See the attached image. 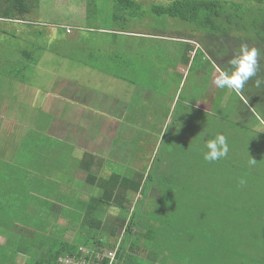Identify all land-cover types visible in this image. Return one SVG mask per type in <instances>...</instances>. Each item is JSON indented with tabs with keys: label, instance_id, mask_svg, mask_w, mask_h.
I'll return each instance as SVG.
<instances>
[{
	"label": "rangeland",
	"instance_id": "rangeland-1",
	"mask_svg": "<svg viewBox=\"0 0 264 264\" xmlns=\"http://www.w3.org/2000/svg\"><path fill=\"white\" fill-rule=\"evenodd\" d=\"M138 1L148 9L152 2L168 4L173 0ZM232 1L246 5H264V1L261 3L258 0ZM85 3L86 0L57 2L45 0L35 8L32 7L26 14L25 24L18 23L19 19L4 18L2 11L5 5L3 0H0V159H9L13 164L10 166L0 164V167L2 166L0 173L4 172L0 176V185L8 188L18 186L14 192L21 196L27 192L30 195L38 194L32 191L31 187L28 188L29 191L21 189L18 183L22 179L26 180L30 174L36 178L39 188L46 192L52 191L55 185L57 190L53 192L52 201L59 203L66 215L54 216L59 218L57 224L69 223L70 228L73 227L74 230L65 234L66 239L73 240L77 226V228L80 226V233L88 228L89 222L85 217L86 202H91L93 197L101 195L102 188L101 184L100 189L94 185L87 187L88 184L80 178L78 163L81 152L77 148L80 146V141H77L80 137L76 135L79 132L78 127L71 126L67 135L64 129L68 128L63 125L69 123L63 122L65 118L57 121L58 108L63 101L66 103V100L68 103L71 101L79 103L80 99L74 91L78 89L77 94L80 96V87L86 91L83 95L89 98L114 97L124 103L132 99V90L138 89L139 85L153 87L157 93H152L149 101L141 104L142 108L150 105V111L147 115H144V112L138 113L132 120L141 123V127L134 126L130 133L128 126L125 125L122 133L126 135L119 132L118 136L125 137L127 141L124 142L122 139L115 149L111 147L109 157L97 158L102 168L98 173V179L107 178L115 171L135 178L139 175L146 176L142 187L145 195L138 203L137 210L140 211L144 224L155 229L153 235L159 237L162 247L154 254H147L145 257L140 255L138 260H141L142 264H264V124L254 118L246 108V102H243L234 91L218 88L215 85L216 78L212 83V94L208 95L212 98L215 91L220 89L216 103L211 101L214 104L213 113L208 114L211 111L208 110L207 116L203 114L206 110L200 106L198 94L208 89L210 70L215 69L209 62L202 66L197 59L190 75L181 85V101L187 100V103L182 104V110L176 108L178 100L171 103L174 109L171 112V119L168 118L169 127L159 135L164 145L157 143L163 124L156 121L158 115L152 111L151 105L157 98L162 103L161 99H164L162 94L167 87L175 86L174 82L179 86V81L161 76L176 70L181 49H184L185 44L166 40L156 42L150 38L138 42L135 37L129 35L133 30L163 33L165 39L170 37L172 40L174 38L194 41L207 52L212 43L210 40H203L205 32L193 30V24L179 18L150 14L151 16L144 15L142 19L133 20L134 24L129 29L131 31L126 36L115 38L108 32L90 30L83 33L82 29L87 28ZM97 17L98 19H93L94 24L104 26L110 22V19H102V15ZM4 21H11V28H26L23 25L33 23L34 25L30 26L38 33L55 31L62 35L64 40L56 42V48H60L57 51L42 47L43 42L41 44L37 42L39 38H34V44H31V35L30 39L25 40L26 43H21L3 34ZM63 26L69 29L68 39L64 30L60 28ZM247 34L248 32L242 30L231 32L228 36L231 45H228V49L231 54L229 53L225 60L221 58L220 63L228 65L227 61L235 54L233 51L237 52L242 44L249 47L257 46L255 43L242 41ZM126 39L128 44H125ZM146 48L150 53L149 57H152L151 52L156 50L157 58L147 59L143 64H134L135 68L128 69L126 77L121 81L112 78L110 86V78L94 76L95 78L87 80L88 77L85 76L87 71L78 68L80 62L77 58L80 57H83V64L89 57H111L115 53L130 59L145 56ZM222 50L221 46L220 51ZM258 59L260 61V57ZM201 70L206 73L199 77L198 73ZM80 73L83 75L81 78ZM95 73L97 72H93V75ZM71 75L76 76L77 80L70 83V89L66 88V92L70 91V97L65 98L62 94L64 90L57 86L63 80L59 77L67 78ZM100 79L101 84L103 82L108 88L107 94L100 91L102 87L105 89L103 84L100 87ZM48 91L52 92L53 100L59 102L53 104V110L52 106L48 105L45 111L42 108V100ZM225 96L229 98L226 102L223 101ZM138 101L140 100L133 98L134 105ZM209 102L207 99L205 103L209 105ZM69 108L73 110L72 106ZM51 112L55 115V123ZM192 117L194 119L190 121ZM129 118L128 116L127 120ZM148 119H152L151 124L147 123ZM200 119L205 123L203 128L194 129ZM217 134H223L227 138L228 153L216 161H206L203 158V153L207 151L204 147L205 141ZM32 139L34 142L29 150H16L14 148L16 145L13 147L11 145L15 141L20 146L26 145V142L29 143ZM39 140L45 143L42 153L46 162H37L40 153L35 145ZM190 145L192 146L188 147ZM164 146L166 149L163 153L161 147ZM49 158H59L63 166L67 165L66 170L56 174V168L51 170L52 161ZM83 159L81 156L80 161ZM147 160L149 169L145 172L142 167L144 170L147 168ZM74 174L78 179H74ZM48 187H51V190ZM3 195L5 196V193ZM140 197L141 193L138 192L137 198ZM8 201L13 205L15 200L0 196V227L8 234L7 237L4 231L0 232V251L4 252L1 260L5 263V260L16 255L15 264H28L27 257L18 250L22 247H18L19 243H25L26 248L35 249L38 247L35 235L38 234L39 239H46L43 232L48 230L49 233V228L45 225V229H41L44 221L37 222L36 218L32 220L27 218L28 226L32 230L18 231L20 226L16 229L12 221L7 219L12 215L11 210L2 207V204ZM102 203L101 200L94 202L97 205ZM157 206L167 212L156 220L149 219L148 214ZM108 209L116 214L119 212L118 208ZM33 210L35 212L36 208ZM103 213L100 217H105ZM98 215L96 213V218ZM81 218L88 224L82 225ZM17 223L20 225V222ZM65 229L66 227L61 225L58 234H64ZM108 234V230L105 229L103 235ZM49 237L54 238L52 235ZM2 245L4 247H1ZM178 255H182L185 260L180 261Z\"/></svg>",
	"mask_w": 264,
	"mask_h": 264
},
{
	"label": "trees",
	"instance_id": "trees-1",
	"mask_svg": "<svg viewBox=\"0 0 264 264\" xmlns=\"http://www.w3.org/2000/svg\"><path fill=\"white\" fill-rule=\"evenodd\" d=\"M43 1L45 0H3V4L5 5L2 11L3 17L11 18L10 20L19 19V21L27 24L26 14L31 11L32 7L35 8V6H38ZM53 1L57 2L59 0ZM258 1L262 3L264 0ZM85 4L87 20L85 27L89 28L115 31L114 27L123 28L131 20L141 19L144 15L151 16L150 14L153 16L179 18L182 21L191 23L193 24V30H202L205 32L203 40L211 41L212 46L207 48V52L201 46L196 47L194 41H181L174 38L172 40L170 37L165 40L176 41L178 44H185L181 52V57H186L187 60H189L190 57H194V61L197 59L200 60L205 57L207 53L209 59H205V61L209 62L214 68L215 63L221 69L229 67L223 62L220 63L219 60H221V58L225 60V57H229V53L231 54V51L228 49V45L231 46L228 38L231 32L233 30L248 32L247 36L245 35L242 41L244 43H255L257 45L256 48L261 50L259 61L260 72L258 73V77H264V5H246L232 0H173L168 4L152 2L148 9L144 8L143 4L138 0H86ZM98 7H100V9ZM95 9L99 11L95 12ZM98 15H102V19H110V22L104 26L94 24L93 19H98ZM154 19L157 21L159 20L156 18ZM30 25L34 24L29 23V25L23 26L26 27L25 29L32 31L33 34H31V36L41 37L43 35L44 32L39 31L38 33L36 29ZM60 28H62L65 33H70L67 31L68 27L63 26ZM8 32L10 34H13V32L14 34L17 33L16 29ZM158 35L160 37L165 36L163 33H159ZM219 38L221 39L219 40ZM221 46L223 47L222 51H220ZM235 51L236 50L233 52L236 53ZM192 52H194V54ZM258 77L250 79L240 94L234 93L241 98L243 102H246V108L251 112L254 118L264 124V84H261L260 87L255 85V80ZM216 99H218V94ZM228 99L229 98L225 96L223 101L226 102ZM33 142L34 140L32 139L29 143L26 142V145L23 144L20 146L15 141L11 145L12 147L16 145L14 146L16 150H29ZM44 146L45 143H42L40 140L35 145L39 151L38 153H40L39 159L37 160L38 163L46 162L45 158H43L45 156L42 153L44 151ZM46 147L50 148L49 146ZM50 160L52 161L51 170L56 168V174L62 170H66L67 165L63 166L59 158H51ZM0 164L2 166L13 165L12 161L9 159H0ZM78 168H80V162L78 163ZM3 173H0V176H2ZM88 176L93 177V173L89 171ZM144 176L145 175H139V177L135 178L129 174L122 175L115 171L108 176L109 178L99 179L97 184H101L102 194L93 197L90 200L91 202L87 201V206L85 205V207H87V216L85 217H87V222H89V224L81 218L83 221L82 225L88 224V228H86L85 232L80 233V226L79 228H77V226L76 236L73 240L65 238L67 231L74 230L73 227L70 228L69 223H59L64 225L66 229L64 234H58V228L61 226L57 224L59 220L58 217H62L66 215V213L62 212L63 210L58 205L59 203L56 204L52 201L54 198L53 192L57 190L55 185L52 191L46 192L42 188H39L40 185L38 182L36 184V178L31 174L26 180L22 179L18 183L23 190L29 191L28 188L31 187L32 191L38 193L37 196L36 194L30 195L29 192L21 196L14 192L18 189V186L8 188L0 185V196L5 199L12 198L15 200L13 201V205L8 201V203H3L2 207L5 208V210H11L12 215L10 218L7 217V219L14 223L16 229L20 226L18 231H24L26 229H29V231L32 230L28 226L27 218H29V220L36 218L37 222L44 221L45 224L41 226V229H45V225L49 228V233L48 230L47 232H43L46 239H39L38 234L35 235L38 239L36 240L38 247L35 249H32V247L26 248L25 243L20 242L18 246H22L18 249L19 252H21L20 254L23 253L27 257L28 264H61L59 259L66 255L75 256L77 254L82 255L86 253L88 258L97 260L96 252L100 251L103 253L109 250H116L117 255L113 264H142L143 262L138 260L140 255L145 257L147 254H154L156 250L162 247V241L158 239L159 237L157 238L153 235L155 229L149 227L148 224H144L143 217L140 211L137 210L139 209L138 203L145 195V190L142 188ZM48 188L51 190V187ZM97 188L100 189V186L98 185ZM138 192L141 193L139 199L137 198ZM3 193H5V196ZM99 200L103 202L101 205L94 204L95 201ZM54 205H56L55 208ZM109 207L118 208L119 212L113 214L109 211ZM33 208H36L35 212ZM165 212H167V210L157 206L148 214L149 219L156 220ZM47 213L48 215L46 216ZM96 213L99 214L97 218ZM102 213L105 214V217H100ZM54 214H57L58 217H55ZM17 222H20V225ZM54 229L56 230L54 231ZM105 229L108 230V236L103 235ZM1 231L4 230L0 227V232ZM50 235L54 238L49 237ZM172 238L174 242V237ZM7 244L10 245L9 242ZM80 248L89 251V253L82 252ZM15 256L16 255H13L8 258L4 263L1 260L4 257V252L3 250L0 251V264H15ZM178 259L180 261L185 260L182 255H178ZM109 261L110 257H103V263Z\"/></svg>",
	"mask_w": 264,
	"mask_h": 264
},
{
	"label": "crops",
	"instance_id": "crops-1",
	"mask_svg": "<svg viewBox=\"0 0 264 264\" xmlns=\"http://www.w3.org/2000/svg\"><path fill=\"white\" fill-rule=\"evenodd\" d=\"M136 20H139V19H136ZM11 23H12L11 21H4V23L2 24L4 27L3 34L7 35L11 38L16 39L17 41L19 40V41H21V43L22 42L26 43L25 40L31 38L30 35L33 34L32 31L25 29V28H17V27L11 28V26H10ZM18 23H21V21H18ZM133 24H134V22H133V20H131L123 28L122 27H114L115 31H113V30L108 31L107 29H98V28L87 27L85 29H82L84 31H81V32L84 33L86 30L98 31V32H102V33L108 32V33H111L115 38H118V36H121V35H124V36L128 35L127 33L129 31H131L129 29L132 28ZM13 29H16L17 33L14 34V32H13V34H10L8 31H11ZM6 30H7V32H6ZM69 34L70 33H66L67 39H68ZM129 35L132 37H135L136 41H138V42H140L141 40H144V39H148V38H150L151 40H155L156 42L160 41V40H163V41L165 40V38L160 37L158 35V33L146 32V31H142V30H138V31L133 30L129 33ZM34 38H39L37 40V42L39 44H41V42H43L44 45L42 47L48 48L50 51H52V49L54 51H57L58 49H60L59 47H58V49L56 48L57 47L56 42H60V41L64 40L63 36L56 33L55 31H49L47 33L44 32L41 37L40 36H37V37L32 36L31 44H34V42H33V40H35ZM126 40H125L126 41L125 44H128V39H126ZM176 40H179V39H176ZM196 47H197V45H196ZM144 50L146 51V54H145L146 57L143 55L142 57H136V58L133 57V58L127 59L126 57H123L120 53H115L111 57H89V60L85 64H83V62H82L83 57H80V58H77V61L80 62V66H78V68H80V70L85 69L87 71V75H85L88 77V78H86L87 80H91V78H95V77L110 78L109 79V86H110L111 82H112L111 81L112 78H114V79L117 78V79H119V81H121L122 78L126 77L125 73H128V69L130 70L132 68H135L134 64H137V63L143 64V62H145L147 59L153 60V58H157L156 50L151 52L152 57H149L150 53L148 51V48H146ZM50 51L46 50V52H50ZM113 52H114V49H112L111 53H113ZM181 52H182V49H181ZM192 53L194 54V52H192ZM174 59H175V57H174ZM178 59L179 60H178L177 65H176V70L171 72V73L163 74L161 76V78H163V77H168L167 79L173 78V80L179 81V86L176 84L177 82H174L175 86L167 87L166 91H164V93L162 94L164 99H161V100H163V102L161 103L160 99L157 98L155 101H153V103L151 105L152 111L156 115H158V118L156 119V121H159L160 124H163L162 130L158 134V138H157L158 139L157 143H159V144L160 143L163 144L162 138L159 135L161 133H163V131H165V129H167L169 127V123H167L168 118L171 119V112L174 109L171 107L172 106L171 103L174 100L175 101L178 100V102H177L178 104L176 103V108L179 107L180 110H182V104L185 102L187 103V100L181 101V85L185 83V79L190 75V72L192 71V68L194 66V57H190L189 60H187L186 57H179ZM205 59H209V57L205 56V57L200 59L202 66L206 63ZM213 64H214V62H213ZM129 66H130V68H129ZM119 69H120V71H119ZM214 69L215 70H210L211 78L208 82V86H207L208 89L203 91V92L200 91L198 94L199 95V97H198L199 98V104L203 109L206 110V111L202 110L203 114H206V116L208 114L212 115V113H213L212 107H214L216 96L220 90V89H217L215 91L214 97H212V98L208 97V95L211 96V94H212V83H214V79L217 77V75L219 74V71L221 70V68L218 65H216V63H215ZM202 71L203 70H201L198 73L199 77H202L203 74L206 73V71L205 72L204 71L202 72ZM93 72H97V73H95L93 75ZM181 75L183 77H181ZM81 76H83V75L80 73V78H81ZM72 77H74L75 79H72ZM59 79L60 80L63 79V80L59 83L57 81L56 82V84L58 83L57 86H59L60 90H64L62 92V94L65 95V98H66V96L70 97L69 96L70 91L66 92V90L70 89L69 88L70 83H72L74 80L75 81L77 80L76 76L71 75L67 78L59 77ZM102 84L105 87V89H103V87H102L100 89V91L107 94L108 88L106 85H104L103 82H102ZM102 84H101V79H100V87ZM60 85H62V86H60ZM72 85H74V84H72ZM53 89H55V88H53ZM74 89H75V87H74ZM77 92H78V89L76 91H74V94H76V96L80 99L79 103L73 102V101L68 103L67 100H66V103H64V101H63V104L61 105V107L59 106L60 108H58L59 112H58V114H56V117H57V121L61 120L62 118H65L63 120V122L66 121L67 123H69L68 125H63V127L68 128V129H64V131H66L65 132L66 134H67V132H69L71 126L72 127H74V126L78 127L77 131H79V132L76 135L80 137L79 140H77V141H80V146L77 148L81 152L80 158H81V156L84 158L82 161H80V158H79L80 175H81L80 178H82V180H84L88 184L87 187L94 185L97 188V186L99 185V184H97V182H99V179H97L99 176L98 173L102 169L101 166L99 165L98 161H97V158L100 156H103L104 158L109 157V151L112 149L111 147H113L115 149V147L118 146L120 140H122V139L124 140V142L127 141L125 137L120 138L118 136L119 132L122 133V129L125 125L128 126L130 133H132L134 126L135 127H137V126L141 127L140 126L141 123L133 122L132 120H133L134 116L137 115L138 113L144 112V115H147V113L150 111L149 110L150 105L148 107L142 108L141 104H142V102H148L152 93H154L156 91L153 89V87H147L144 85H139L138 89L132 90V99L125 101V103L123 101L121 102L120 100L115 99L114 97H113V99H110V98L108 99V97H102L101 98L100 96H95L94 98H89L88 96L83 95L86 92L83 87H80V96H79V94H77ZM148 95H150V96L146 99V97ZM52 96H53L52 92L48 91L45 98H43V100H42L43 110H45V108L48 107V105H51L52 110H53V108H54L53 104L56 102H59L57 100L54 101ZM61 98H62V96H61ZM133 98H137L140 101H138L134 105ZM207 99H209V101H210L209 105H207L205 103ZM69 106H72L73 110H71L69 108ZM208 110H211V111H209V113L207 114ZM185 114H186V112H185ZM51 115L53 116V119H54L55 115L52 112H51ZM128 116L130 117L129 120H127ZM193 119L194 118L192 117L190 119V121H192ZM74 122H76V123H74ZM151 122H152V119H148L147 123L151 124ZM54 123H55V119H54ZM203 124H205V123L202 122L201 119L198 120V123L195 125L194 129L203 128ZM56 128H57V125H56ZM72 131H73V129H72ZM122 134H124V133H122ZM124 135H126V134H124ZM118 138H119V140H117ZM66 141H68V140H66ZM191 146L192 145H190L188 147H191ZM200 146H198V147L200 148ZM161 148H162V152L164 153L166 146L161 147ZM118 150H120V148ZM126 150H127V148H126ZM148 160L146 162L147 168L144 170L142 167V170L145 172H147V170L149 169ZM86 168H88L89 170H86ZM89 171H91L93 173V177L88 176ZM120 174H122V173H120ZM74 178L78 179V178H76L75 174H74ZM145 178H146V176H144L143 182H144ZM143 182H142V187H143ZM111 213L116 214L114 212H111ZM4 236H6V235H4ZM8 242L9 241H7V243Z\"/></svg>",
	"mask_w": 264,
	"mask_h": 264
},
{
	"label": "clouds",
	"instance_id": "clouds-1",
	"mask_svg": "<svg viewBox=\"0 0 264 264\" xmlns=\"http://www.w3.org/2000/svg\"><path fill=\"white\" fill-rule=\"evenodd\" d=\"M260 55V49L242 44L227 61L229 67L219 71L215 85L220 89H230L238 94L241 93L250 79L258 77ZM261 84H264V77H258L255 80L257 87H260ZM204 147L207 151L203 153V158L209 162L226 156L229 150L227 138L223 134H217L214 138L205 141Z\"/></svg>",
	"mask_w": 264,
	"mask_h": 264
},
{
	"label": "built area",
	"instance_id": "built-area-1",
	"mask_svg": "<svg viewBox=\"0 0 264 264\" xmlns=\"http://www.w3.org/2000/svg\"><path fill=\"white\" fill-rule=\"evenodd\" d=\"M69 32V29L67 30ZM81 251L84 253L87 252V254L89 253V251H86L83 248H80ZM116 250H109V251H105L103 253H101L100 251L96 252V259L94 260L93 258H88L85 254H77L75 256H70V255H66L63 256L59 259L61 264H113L114 260L116 259ZM107 256L110 257V261L107 263H103V257Z\"/></svg>",
	"mask_w": 264,
	"mask_h": 264
}]
</instances>
